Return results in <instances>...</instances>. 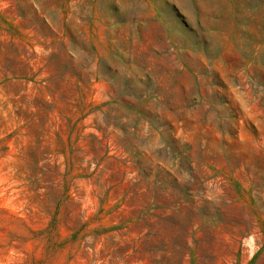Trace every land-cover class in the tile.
Here are the masks:
<instances>
[{"label":"rangeland","instance_id":"374dc122","mask_svg":"<svg viewBox=\"0 0 264 264\" xmlns=\"http://www.w3.org/2000/svg\"><path fill=\"white\" fill-rule=\"evenodd\" d=\"M0 264H264V0H0Z\"/></svg>","mask_w":264,"mask_h":264}]
</instances>
